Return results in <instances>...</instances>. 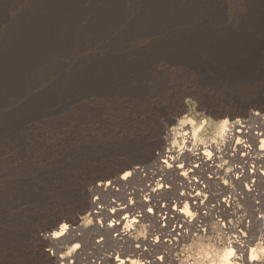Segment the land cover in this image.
I'll list each match as a JSON object with an SVG mask.
<instances>
[{"label": "rangeland", "instance_id": "obj_1", "mask_svg": "<svg viewBox=\"0 0 264 264\" xmlns=\"http://www.w3.org/2000/svg\"><path fill=\"white\" fill-rule=\"evenodd\" d=\"M5 2L0 48L26 15L55 0ZM159 2L64 1L56 36L33 40V50L0 69V264H13L5 255L13 245L22 252L14 264H113L128 257L108 253L130 243L114 235L126 217L139 219L136 209L154 229L183 223L172 201L183 185L174 181L199 169L164 147L162 121L172 114L239 115L240 135L249 118L264 128L253 115L264 113V39L246 30L264 31V0ZM255 85L256 93L242 89ZM166 152L171 166L160 162ZM257 164L253 175L264 170ZM63 224L58 245L40 236Z\"/></svg>", "mask_w": 264, "mask_h": 264}, {"label": "clouds", "instance_id": "obj_2", "mask_svg": "<svg viewBox=\"0 0 264 264\" xmlns=\"http://www.w3.org/2000/svg\"><path fill=\"white\" fill-rule=\"evenodd\" d=\"M247 14L241 13L242 16ZM255 15L259 17V13ZM233 27L240 31L241 23ZM246 30L257 40L264 39V31L257 25L249 23ZM42 67L38 71L41 72ZM242 89L256 93L259 85ZM191 99L185 97V104ZM253 115L264 118V113L258 110H253ZM162 123L161 138L165 149L178 159L186 157L190 169H199L186 183L179 179L174 181V186L183 185L179 196L186 194L187 197L183 200L179 196L173 198V203L178 201L180 205L176 212H187L190 203L193 208L191 217L186 220L189 226L180 223L163 231L154 229L152 223L144 219L145 211L136 209L135 217L139 219L126 217V222L114 235L130 243L126 248L118 246L108 255L126 254L130 264H264V170L253 175L259 167L257 161L264 165V128L249 118L246 134L240 135L244 117L211 114L193 108L172 114ZM197 177H200L199 184L193 183ZM217 181L228 188L227 194H223L221 183ZM217 196L220 199L205 206L210 198ZM192 197L199 198L198 207L197 200L189 199ZM221 204L230 209L227 216L212 211ZM147 211L151 212V208ZM197 217L200 219L192 227ZM87 223L92 224V221L87 220ZM66 230L65 224L59 231L41 232L40 236L44 239L60 237ZM78 247L79 243L68 250ZM45 251H52V248ZM5 255L14 264L22 257V252L13 245L5 248ZM119 264H125L124 260Z\"/></svg>", "mask_w": 264, "mask_h": 264}, {"label": "bare ground", "instance_id": "obj_3", "mask_svg": "<svg viewBox=\"0 0 264 264\" xmlns=\"http://www.w3.org/2000/svg\"><path fill=\"white\" fill-rule=\"evenodd\" d=\"M64 1L69 4H73L75 3L76 0H55V3L50 9L46 8V9L40 10L44 5L39 6L34 9L31 15L28 14L22 19L21 23L18 24L16 28L17 30L15 34L11 37V39L5 45L1 46L0 48V69L13 65L15 63L14 61L19 60L20 58L23 57V55H26L31 50H33L35 48V46H33V40L36 41V40L41 39L42 40L41 43L43 42V40L45 43L47 40L52 38L51 37L52 35H53V38L56 36L55 31L58 30L57 27H58L59 20H60L59 18L63 16V12H64V7H65ZM159 1H160L159 3H161L162 1L164 2V0H159ZM6 11H7V5H6L5 0H0V17L3 16L6 13ZM240 132L243 133L242 130H240L239 133ZM171 161H173V158L169 156L168 152L160 156V162L163 164H167V165L169 164V166H171L170 164ZM126 175L127 173L125 174V176ZM106 184L109 185V182H107ZM185 196L184 197L181 196L179 199L180 200L187 199V197ZM177 205L178 207L180 206L179 202L177 203ZM123 208L125 207H122L121 209ZM176 208L177 207L174 208L175 211H176ZM187 213L181 212V215L179 216V218L181 219V222L186 223L187 218L191 217ZM109 225L111 227L115 226L113 224H109ZM72 232L73 230H71V233ZM62 236L55 237V238L51 237L53 238L52 239L53 243H56L58 245L60 241L58 239L61 238ZM71 236L73 237V239L77 237L74 234ZM120 260H124L125 264H130V258L125 257V256L121 258L117 257V259L113 262V264H119Z\"/></svg>", "mask_w": 264, "mask_h": 264}]
</instances>
